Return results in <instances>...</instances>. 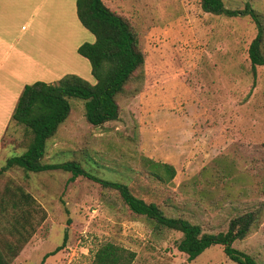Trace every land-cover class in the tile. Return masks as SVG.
<instances>
[{
    "label": "rangeland",
    "instance_id": "obj_1",
    "mask_svg": "<svg viewBox=\"0 0 264 264\" xmlns=\"http://www.w3.org/2000/svg\"><path fill=\"white\" fill-rule=\"evenodd\" d=\"M104 2L137 33L145 59L142 80L119 96V118L101 126L86 120L84 100L70 97V116L47 141L44 162L77 160L99 180L21 167L0 179V190L9 180L21 185L45 214L12 264H40L66 234L61 250L44 264H91L106 242L134 251L133 264H238L222 245L188 261L177 247L181 232L156 228L101 180L127 184L136 196L204 232L226 231L239 214L258 211L255 226L234 246L264 264V66H257L254 78L248 53L257 35L254 21L205 12L201 0ZM224 2L232 8L250 3L264 14V0ZM0 9L11 24L10 38L18 36L23 46L16 62L23 78L44 75L41 62L60 65L55 59L67 58L71 35L84 39L66 0H0ZM38 20L47 31H39ZM93 77L87 80L95 83ZM29 137L11 115L0 132V168L26 149ZM148 159L173 165L175 177L157 180Z\"/></svg>",
    "mask_w": 264,
    "mask_h": 264
},
{
    "label": "trees",
    "instance_id": "obj_2",
    "mask_svg": "<svg viewBox=\"0 0 264 264\" xmlns=\"http://www.w3.org/2000/svg\"><path fill=\"white\" fill-rule=\"evenodd\" d=\"M81 24L95 37L93 42H83L77 51L86 57L96 82L90 83L77 74H66L57 82L37 80L26 84L12 114V120L29 133L26 149L11 155L0 168V179L14 168L27 172L61 169L73 173V178L84 175L95 180L77 160L46 163L44 157L47 141L53 138L71 113L70 97L84 100L85 117L89 124L101 126L117 120L120 115L119 96L137 78L144 66L136 31L131 24L111 10L104 0H75ZM205 12L228 17L249 16L257 27V35L249 46V59L256 78L257 66H264V14L246 3L243 8H232L224 0H201ZM139 76V77H138ZM138 81V80H137ZM137 87L136 89H139ZM152 176L160 181H171L176 175L173 165L148 159ZM105 185L119 190L123 200L136 214L152 221L156 228H166L182 233L177 243L187 260L193 261L206 249L222 245L224 253L238 264H259L250 254L236 248L235 242L245 238L255 226L258 211L239 214L233 218L226 231L204 232L199 224L183 217L169 216L155 202L136 196L127 184L101 180ZM42 214V215H40ZM45 219L35 197L21 185L9 180L0 190V264H12L29 242L37 226ZM67 234L64 238L65 244ZM46 253L40 264L59 250ZM136 253L113 242H106L94 253L91 264H133Z\"/></svg>",
    "mask_w": 264,
    "mask_h": 264
},
{
    "label": "crops",
    "instance_id": "obj_3",
    "mask_svg": "<svg viewBox=\"0 0 264 264\" xmlns=\"http://www.w3.org/2000/svg\"><path fill=\"white\" fill-rule=\"evenodd\" d=\"M30 1L31 0H27V3H30ZM66 1H68L71 14L74 16L75 11L77 13L76 1L75 0H66ZM40 4L41 3L37 2V6ZM32 16H34L33 13L32 15H30V17ZM4 18H5L4 12L2 9H0V132L3 130L6 122L13 114L19 96L21 95L27 83H33L38 79H41L42 81L45 82L54 83V81L59 80L61 77H63L66 74H77L81 76V78L87 80L88 79L87 77L92 75L91 65H89L90 62L86 57L82 56L81 54L80 55L86 58L87 61L85 59H81L80 57L76 56L74 52L75 49L77 50L79 45H81L86 40H90V42H93L95 40V37L93 40L91 35H88L86 33L87 29L83 25L82 26L85 29L84 28L82 29V27L79 26H78L79 29L76 27V32L79 31V35L81 33V36L84 39L83 40H81V38L80 40L79 38L75 39L76 35L75 34L73 36L71 35L72 38L71 51L66 55L67 58H65L64 61L55 59L57 62H60V65H58V63L46 64L41 62L39 64L40 67L39 69L44 71V75H40L38 77L33 76L26 79L23 78L24 70L22 69V71L20 72L18 68L20 67V65L18 64V66L16 67V62L22 58L21 50H23V46L19 44L20 40L18 39V36H16L13 39L10 38L11 24H9V22L3 21ZM38 23L39 25H37V27L39 28V31L41 30V28L46 27V24L43 23L42 20H38ZM22 28H25V26H23ZM44 30L47 31V27ZM38 50H41V47H39ZM74 62H78L76 69L73 66Z\"/></svg>",
    "mask_w": 264,
    "mask_h": 264
}]
</instances>
